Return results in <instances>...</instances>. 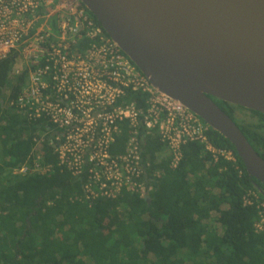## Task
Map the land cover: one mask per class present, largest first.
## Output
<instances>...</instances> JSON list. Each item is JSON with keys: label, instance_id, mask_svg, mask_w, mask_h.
Listing matches in <instances>:
<instances>
[{"label": "trees", "instance_id": "trees-1", "mask_svg": "<svg viewBox=\"0 0 264 264\" xmlns=\"http://www.w3.org/2000/svg\"><path fill=\"white\" fill-rule=\"evenodd\" d=\"M15 60L16 54L0 63V264H264V225L258 229L264 184L212 128L213 146L233 151L239 169L215 161L198 143L183 148L173 169L166 148L148 134L144 156L161 171L148 199L125 193L89 206L81 180L58 169L14 177L12 169L33 148L23 114L3 108L7 88L13 99L24 87V76L13 86ZM212 99L264 158V114ZM128 130L117 152L124 151Z\"/></svg>", "mask_w": 264, "mask_h": 264}, {"label": "built area", "instance_id": "built-area-1", "mask_svg": "<svg viewBox=\"0 0 264 264\" xmlns=\"http://www.w3.org/2000/svg\"><path fill=\"white\" fill-rule=\"evenodd\" d=\"M14 54L13 86L24 76V87L13 99L7 88L3 108L23 114L33 144L14 177L58 169L81 180L89 206L125 193L148 199L161 176L144 156L148 134L166 148L173 169L194 143L239 169L233 151L213 146L200 117L153 89L81 0H0V63ZM126 128L124 151L117 152ZM261 217L260 230L264 211Z\"/></svg>", "mask_w": 264, "mask_h": 264}, {"label": "water", "instance_id": "water-1", "mask_svg": "<svg viewBox=\"0 0 264 264\" xmlns=\"http://www.w3.org/2000/svg\"><path fill=\"white\" fill-rule=\"evenodd\" d=\"M153 89L236 149L264 184V158L213 101L264 114V0H81Z\"/></svg>", "mask_w": 264, "mask_h": 264}, {"label": "rangeland", "instance_id": "rangeland-1", "mask_svg": "<svg viewBox=\"0 0 264 264\" xmlns=\"http://www.w3.org/2000/svg\"><path fill=\"white\" fill-rule=\"evenodd\" d=\"M5 100H6V99H5ZM240 114H241V115H246L247 113H246L245 111H242Z\"/></svg>", "mask_w": 264, "mask_h": 264}, {"label": "flooded vegetation", "instance_id": "flooded-vegetation-1", "mask_svg": "<svg viewBox=\"0 0 264 264\" xmlns=\"http://www.w3.org/2000/svg\"><path fill=\"white\" fill-rule=\"evenodd\" d=\"M241 115V114H240Z\"/></svg>", "mask_w": 264, "mask_h": 264}]
</instances>
